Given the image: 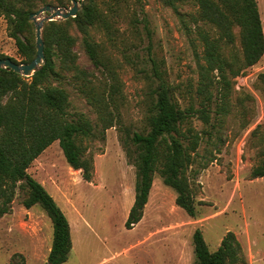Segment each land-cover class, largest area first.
<instances>
[{
	"label": "trees",
	"instance_id": "trees-1",
	"mask_svg": "<svg viewBox=\"0 0 264 264\" xmlns=\"http://www.w3.org/2000/svg\"><path fill=\"white\" fill-rule=\"evenodd\" d=\"M160 1L173 9L185 26L189 22L195 24L202 52L196 53L198 80L189 92L200 100L196 103L193 95L188 106L182 107L177 99L179 87L169 80L163 64L151 57L152 66L145 73L150 105L147 127L142 131L124 126L122 82L111 57L92 34L94 29H102L114 41L117 34L114 18L129 0H82L77 16L45 22L46 64L34 75L26 77L0 67V217L11 212L18 188L24 189L23 205L28 209L40 205L53 223L47 264L67 262L73 248L72 228L55 198L28 169L55 141H59L70 166L81 170L85 180L92 181L95 163L89 153V142L105 138L107 129L119 126L120 140L136 168L135 201L126 221L128 228L142 220L156 173L165 185L176 191V204L192 217L197 214L199 171L193 166L200 155L199 148L206 143V148L210 145V154L220 151L223 143L220 125L231 109L234 79L264 55L263 21L257 0ZM71 2L57 0L54 3L66 6ZM189 2L197 5V9L182 12L181 7ZM54 3L51 0H0V16L6 20L8 35L15 40L25 62L33 60L37 54L36 29L30 15ZM138 17L134 11V28L137 30V23L144 22V28L151 34L147 17ZM72 28H77L81 37L73 35ZM77 43L101 76L79 64L74 51ZM6 57L9 56L0 53V59ZM67 78L98 114L100 133L85 113L71 110L70 94L62 85ZM259 80L264 84V73ZM195 117L203 122V129L195 128ZM262 129L264 125H259L253 135L257 136ZM261 134L264 139V130ZM214 158L210 156L202 165L206 167ZM251 177H264V164L253 167ZM193 239L195 264H247L242 244L233 231L224 236L214 251L209 248L202 230L197 229Z\"/></svg>",
	"mask_w": 264,
	"mask_h": 264
},
{
	"label": "rangeland",
	"instance_id": "rangeland-1",
	"mask_svg": "<svg viewBox=\"0 0 264 264\" xmlns=\"http://www.w3.org/2000/svg\"><path fill=\"white\" fill-rule=\"evenodd\" d=\"M257 2L264 28V0ZM51 5L69 8L72 2ZM196 9L193 2L181 7L184 13ZM134 11L139 19L147 17L151 34L144 22L137 23V30L134 28ZM113 23L117 30L114 41L102 29H94L92 34L111 57L122 82L125 127L138 131L147 127L150 101L145 73L152 66L151 57L163 64L169 80L179 87L177 99L182 107L188 106L193 95L198 103L200 99L189 92L198 80L196 53L202 52L194 23L185 26L174 10L160 0H129ZM71 32L81 37L77 28ZM74 51L81 66L101 76L79 43ZM0 53L25 63L1 16ZM263 73L264 55L234 79L231 109L220 125V151L210 154L206 143L199 148L200 155L193 166L199 171L195 217L176 204V191L156 173L142 220L132 228L126 226L135 201L136 168L120 140L119 126L107 129L105 138L89 142L95 163L92 181L70 166L59 141L45 149L28 173L52 194L70 221L73 248L64 264H195L193 237L197 229L202 230L212 251L233 231L242 244L247 264H264V177H251L253 167L264 164V129L253 135L259 125H264V84L259 80ZM62 85L70 94L71 110L85 113L100 133L98 114L87 99L69 78ZM193 123L197 130L204 128L197 117ZM210 156L215 157L214 161L204 167L202 163ZM25 192L18 188L11 212L0 217V264H47L53 223L40 205L29 209L23 205Z\"/></svg>",
	"mask_w": 264,
	"mask_h": 264
},
{
	"label": "water",
	"instance_id": "water-1",
	"mask_svg": "<svg viewBox=\"0 0 264 264\" xmlns=\"http://www.w3.org/2000/svg\"><path fill=\"white\" fill-rule=\"evenodd\" d=\"M72 5L69 8H63L56 5L47 4L38 11L30 15V19L35 24L36 29V48L37 54L35 58L29 62L20 63L14 61L11 57L0 59V67L12 69L26 77L34 75L41 70L46 64L45 43L43 39L44 24L47 21H54L59 19H69L77 16L81 8V0H71ZM44 13L48 15L42 17Z\"/></svg>",
	"mask_w": 264,
	"mask_h": 264
}]
</instances>
